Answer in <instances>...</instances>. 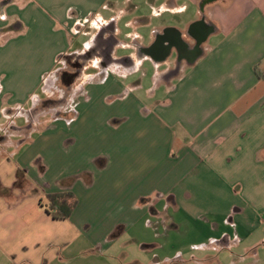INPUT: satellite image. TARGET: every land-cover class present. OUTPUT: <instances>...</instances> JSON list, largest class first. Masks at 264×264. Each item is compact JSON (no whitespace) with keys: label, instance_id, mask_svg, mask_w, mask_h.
Instances as JSON below:
<instances>
[{"label":"crops","instance_id":"0c3cea01","mask_svg":"<svg viewBox=\"0 0 264 264\" xmlns=\"http://www.w3.org/2000/svg\"><path fill=\"white\" fill-rule=\"evenodd\" d=\"M151 4L153 14L136 20L151 26L152 15L163 24L148 45L139 44L147 48L171 31L187 42L185 50L172 47L158 59L124 42L134 27L128 0H0V148L10 127L20 133L9 154L0 151V264H143L151 248L144 221L164 210L171 231L189 229L196 260L225 252L231 264L264 260V0ZM166 12L180 14V22L167 24ZM202 22L208 30L198 40L191 30ZM136 34L135 43L145 39ZM112 38L103 55L98 42ZM77 62H84L80 74L64 80ZM140 77L152 80L144 92ZM60 79L67 89L54 98ZM41 90L64 101L61 117L32 125L23 141L28 123L19 120L29 103L51 101ZM100 109L110 123L111 157L87 154L82 162L98 163L101 178L109 172L112 198L77 204L69 219L55 220L45 195L73 193L74 183L48 178L44 162L36 166L22 151L36 131L51 134L46 145L54 151L64 142L56 135L60 121L73 126ZM71 137L70 153L90 136ZM85 171L78 179L91 176Z\"/></svg>","mask_w":264,"mask_h":264},{"label":"rangeland","instance_id":"374dc122","mask_svg":"<svg viewBox=\"0 0 264 264\" xmlns=\"http://www.w3.org/2000/svg\"><path fill=\"white\" fill-rule=\"evenodd\" d=\"M152 2L153 0H130V2L128 0L129 9L127 12L134 20V27L132 29V37H129V41L124 40V42L135 44L134 40L136 35H138L136 32H138L139 34H142L145 39L142 41L140 38H136L137 42L148 45L149 40L153 36L154 28L157 26L160 27L163 24L161 20L154 18L152 15L150 16L151 26H145L147 23H140L138 20H136L140 18L139 16H149L152 13ZM155 6L156 11H159L160 5ZM192 14H194V9H190L185 16L190 17ZM179 16L181 15H175L174 13L166 12L164 15V21L167 24L174 25L180 22L178 19ZM123 31L126 32V29H123ZM68 68L71 69V65ZM135 77L139 76L136 75ZM138 81L143 85L141 92L146 91L148 87L152 86V80L150 77L143 79L140 77ZM134 85H137L136 80H134ZM62 89H67V86H65L64 82L60 79L58 83L53 86V92H55V95L52 97L57 98L59 91ZM41 94L45 96L46 100L50 99L51 101L44 102L45 100H43L35 106L33 105L34 100L29 103L28 107L31 109L26 111V117L21 118V120H19L20 122L18 121L22 125L28 123V126L24 127L21 131V139L23 141L28 139L32 125L34 126V124L39 123L42 120L46 123L47 121L51 122L56 120V118L61 117V104L64 101H56L55 99H52V97L50 95H46L43 90H41ZM102 111L103 109H100L96 111L94 115H83L78 124L73 126H69V124H72L73 121L67 122L66 119L60 121L57 125L58 133L56 135H59L62 138L61 141L64 142L63 144H58V146H55L54 151L46 145V140L51 139V134H47L46 138H44L39 136L38 131L34 132L30 137V139L34 141V144L31 143V145H29L27 148H24L22 151V153H24V157H28L31 160L34 159L33 163L37 161L38 165L40 161L44 162V166L47 169L48 178L56 179L60 177H70V179H74L72 191L77 200V204L82 207L86 205H92L94 203L102 205L105 200L112 198L108 184L109 172H106V175L101 178V174L105 170L101 169V167L98 166V163L92 165L88 161L82 162V159L87 154L91 155L93 153H98L97 159H104L107 161L111 157L109 142L110 123L105 120V116L101 115ZM77 113L79 114L80 112L77 111L76 115ZM25 118L27 119V122L25 121ZM96 119H98L99 122H97ZM8 127L9 126H7V129ZM77 127H80V129L77 130ZM70 128L75 130L72 134H70ZM95 129H101V132L94 134L93 132ZM84 133L90 136L87 137V139H89L88 142L79 143L76 145V149L70 153L69 148L72 143H68L72 139L71 136L82 135ZM19 134L20 133L18 131H14L10 127L6 133V139L4 141L5 147L4 149L0 148V151H6L9 154L8 151L13 149H9L8 144H11V141L14 139V137ZM85 168H88V171H85V173L91 174L92 176V184H95L96 180H100L96 186L94 185V188L93 185L86 183L84 177L78 179V175H80L79 172ZM165 211L166 210H164V213L158 217L151 216L149 213L150 216H148L144 221V227L146 229L145 232L147 233L148 238L151 239L149 244L151 248L148 250L150 257L149 260L141 257L142 259L139 262H142L143 264H231L234 261L232 257H229L232 255H230L228 252L223 254H210L208 259H203L200 261L196 260L198 256L196 253H194L195 248H193L194 245L189 237V229L182 228L179 233L171 231V215L169 212ZM137 251V248H134V258L137 257ZM260 264H264V260H262Z\"/></svg>","mask_w":264,"mask_h":264},{"label":"flooded vegetation","instance_id":"af4514ba","mask_svg":"<svg viewBox=\"0 0 264 264\" xmlns=\"http://www.w3.org/2000/svg\"><path fill=\"white\" fill-rule=\"evenodd\" d=\"M207 30V25L202 22L198 23L192 28L191 34L198 38V40H201ZM114 43L115 42L113 38L111 40H100L98 42L97 49H100L99 51L103 55H106ZM134 45L137 48L139 54L148 53L158 59H161L166 54H168L172 47H177L178 49L185 50V48H187L188 46L187 42L185 40H182L176 34V32L171 31L165 32L163 34H158L155 38V41L147 48L142 47L139 43H135ZM74 64L75 63L71 65V69H68L64 73V80L70 81L71 79L75 78L77 75L80 74L81 69L84 66V62H77V64L79 65L78 68H76Z\"/></svg>","mask_w":264,"mask_h":264},{"label":"trees","instance_id":"16d2710c","mask_svg":"<svg viewBox=\"0 0 264 264\" xmlns=\"http://www.w3.org/2000/svg\"><path fill=\"white\" fill-rule=\"evenodd\" d=\"M259 76L261 78L264 77V72L260 73ZM85 181L91 183V176L86 175ZM73 183L74 179L62 181V185L66 187H71ZM45 200L46 211L55 220L69 219L77 207V200L74 194L70 191L48 193L45 195Z\"/></svg>","mask_w":264,"mask_h":264},{"label":"built area","instance_id":"2783aa9c","mask_svg":"<svg viewBox=\"0 0 264 264\" xmlns=\"http://www.w3.org/2000/svg\"><path fill=\"white\" fill-rule=\"evenodd\" d=\"M89 22V20H84V21H81V22H78V27L79 28H72L71 29V32L74 34V35H77L79 32H80V27L81 26H84L85 24H87Z\"/></svg>","mask_w":264,"mask_h":264}]
</instances>
